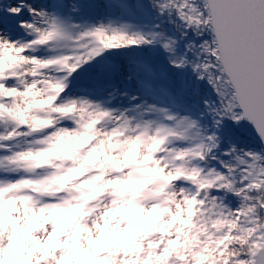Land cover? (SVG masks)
Wrapping results in <instances>:
<instances>
[{
    "label": "snow or ice",
    "instance_id": "snow-or-ice-1",
    "mask_svg": "<svg viewBox=\"0 0 264 264\" xmlns=\"http://www.w3.org/2000/svg\"><path fill=\"white\" fill-rule=\"evenodd\" d=\"M0 264H264V0H0Z\"/></svg>",
    "mask_w": 264,
    "mask_h": 264
}]
</instances>
